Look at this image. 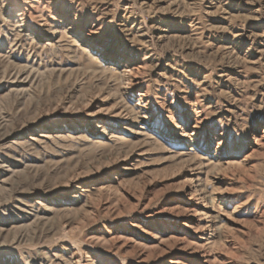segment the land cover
I'll return each mask as SVG.
<instances>
[{"label": "rangeland", "instance_id": "374dc122", "mask_svg": "<svg viewBox=\"0 0 264 264\" xmlns=\"http://www.w3.org/2000/svg\"><path fill=\"white\" fill-rule=\"evenodd\" d=\"M0 264H264V0H0Z\"/></svg>", "mask_w": 264, "mask_h": 264}, {"label": "bare ground", "instance_id": "6f19581e", "mask_svg": "<svg viewBox=\"0 0 264 264\" xmlns=\"http://www.w3.org/2000/svg\"><path fill=\"white\" fill-rule=\"evenodd\" d=\"M116 53H117V52H116L115 50L107 51L106 49H103V54H104V55L107 54L108 56H113V55H115ZM159 134L162 135L163 138H166L165 135H164L165 133L160 132ZM207 149H208V146H207V145H203V150H204V151H207ZM190 181L193 182L194 179L191 178ZM100 260L105 261V260L102 259V258H100Z\"/></svg>", "mask_w": 264, "mask_h": 264}]
</instances>
